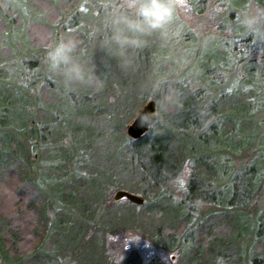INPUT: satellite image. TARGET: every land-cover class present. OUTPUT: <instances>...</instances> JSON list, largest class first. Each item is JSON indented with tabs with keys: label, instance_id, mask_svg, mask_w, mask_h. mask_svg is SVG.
Segmentation results:
<instances>
[{
	"label": "trees",
	"instance_id": "trees-1",
	"mask_svg": "<svg viewBox=\"0 0 264 264\" xmlns=\"http://www.w3.org/2000/svg\"><path fill=\"white\" fill-rule=\"evenodd\" d=\"M207 1L188 0L196 20L171 31L174 42L189 47L205 20L226 15L232 24L250 5L264 7V0ZM132 15L124 0H0V264H143L134 249L120 260L111 251V237L130 230L177 253L175 264H264V139L236 147L263 127L256 111L264 101L255 78L240 71L235 89L220 75L237 63L249 64L250 74L259 62L239 54L242 41L233 37L220 60L203 57L201 72L189 58L173 61L159 32L121 48L113 36L125 25L113 21ZM68 36L83 81L46 62L47 46ZM150 101L156 120L132 138L128 125ZM18 103L33 110L30 121L16 123ZM185 168L190 177L178 195L173 185ZM230 170L237 177L226 181ZM50 177L58 181L55 188L48 181L51 191ZM115 188L145 202L115 201Z\"/></svg>",
	"mask_w": 264,
	"mask_h": 264
},
{
	"label": "rangeland",
	"instance_id": "rangeland-1",
	"mask_svg": "<svg viewBox=\"0 0 264 264\" xmlns=\"http://www.w3.org/2000/svg\"><path fill=\"white\" fill-rule=\"evenodd\" d=\"M207 1V0H206ZM209 4V7H216L211 5L210 1H207ZM213 4V3H212ZM189 5V10L186 12L183 9L178 10L173 22L166 28V30L163 33H160V35L163 38V41L168 45V55L171 57L173 61H176L177 63H180L181 59L189 58L190 60H187V64H191V66L195 69H199L198 71L201 72V69L204 70L206 67L207 62L203 60V57L206 56V54H210L213 56L214 60H220V57H222V50L227 49L225 43L229 44L231 41L230 37H233V41H242V45L240 43L239 46L237 47V52L241 54L242 56L245 57L247 55L250 58H256V61L259 63L256 65V71L250 72L249 74V64L240 65L237 63L235 66L228 67L226 68L225 72H221V78L222 80L227 83V86H233L235 89L237 87H242L243 82H240L239 84V78H240V71L245 74L246 79L252 80L253 78L254 81H257L258 86L257 88L260 91V98L261 102L264 101V61H262V58L264 57V49H262L260 46V43L264 41V7L259 6L258 4H255L251 7V11L248 14H246L244 11L241 12L242 16H237L235 23L229 24L228 21H226L227 17L226 15L220 17L221 19H216L213 22H210L209 20H205L207 22L204 23L205 25L202 27L203 33H199L198 35H195L194 33L190 34V40L193 41V44L190 45L189 47L187 45H181L179 40L173 41V36L170 34L171 31L176 32V33H181L182 29L184 28L183 25L186 24H193L196 19V16L194 15V10L192 9V5L188 2ZM218 7V6H217ZM213 10V9H212ZM194 16V17H193ZM249 17H257L259 19V25L256 26L259 28V38L255 37L251 31L247 28L246 31H241V28L244 26V23L248 20ZM185 22V23H184ZM215 22V23H214ZM214 24V27H212ZM209 26V27H208ZM212 27V28H210ZM207 30V31H206ZM206 31V32H204ZM234 31H241V37L239 39L235 38ZM157 35V34H156ZM155 35V36H156ZM233 35V36H232ZM199 45L201 50V53L198 54L195 52V45ZM241 48V49H240ZM200 57V59H198ZM229 59V58H228ZM262 61V62H260ZM226 63V62H225ZM211 64V63H210ZM208 64V66L210 65ZM234 64L231 62L229 64V61H227L226 65H232ZM217 64L214 63L213 70H215L216 73H219L216 69ZM225 65V66H226ZM218 66V65H217ZM219 69V67H218ZM222 70V69H221ZM243 70V71H242ZM202 81L205 80V85H207L206 79L209 80V77L205 75H201ZM65 85H69L66 83ZM23 97V100L27 101H33L35 99L28 97V95L23 92L21 94ZM72 103V102H71ZM71 103L68 102L63 103V106L67 108V112L70 113L71 111L73 112L74 108H72ZM30 106H23L22 103H18L13 107V111L18 112V120H16V123L21 124V121H19L20 117H25L26 120L32 119L33 117V110L29 109ZM258 107L259 110L256 111L257 116L261 117L264 120V105H259ZM24 109H26V113H24ZM27 109H29L27 111ZM133 120V119H132ZM131 120V121H132ZM130 123V122H129ZM102 126V125H101ZM261 126L263 127H257L254 129L253 133H244L239 141H237V146L236 147H244L245 145H250V146H257L259 142H261L262 139H264V124ZM91 130L93 132H99L100 127L95 126ZM90 132V131H89ZM89 132H85L88 133ZM262 138V139H261ZM261 139V140H259ZM88 140L90 142L97 140V137L93 135L88 136ZM231 147V146H230ZM107 149V148H106ZM106 149H100L101 152L106 151ZM219 150V148L216 146V151ZM254 161V160H253ZM261 162H260V167H261ZM264 171V170H263ZM190 172L188 168H185L182 172L180 179L178 180L179 182L176 185H173L177 188V194L179 195L182 194L184 186L188 178L190 177ZM237 177V173H235V170H230L228 173V176L226 177V181L235 179ZM56 179L54 177L47 178V188L50 190L51 183L48 184L49 182H52L54 188L57 186V182L55 181ZM50 186V187H49ZM244 187V186H242ZM118 190V189H117ZM51 191V190H50ZM116 191V188L111 191V197L114 196V193ZM250 227L256 228L255 221H251ZM153 237H149L146 233H142L140 231H125L122 233H118L114 236L111 237L109 240V243L112 244V252H114L117 256V259H123L127 257L130 254V249H134L135 252H137L141 256V260L143 261V264H149L153 260H157L160 264H175L177 261V253L170 252L165 250L162 245L158 244L157 242L152 239ZM115 245L117 248L115 249ZM248 263V261L246 262Z\"/></svg>",
	"mask_w": 264,
	"mask_h": 264
},
{
	"label": "clouds",
	"instance_id": "clouds-1",
	"mask_svg": "<svg viewBox=\"0 0 264 264\" xmlns=\"http://www.w3.org/2000/svg\"><path fill=\"white\" fill-rule=\"evenodd\" d=\"M124 4L133 15L118 16L113 21L114 24L125 25L124 28L117 27L113 36L121 48L125 45L139 46L141 36L163 33L173 22L178 10L183 9L185 12L189 10L188 0H124ZM242 23L259 38V28L256 27L259 25L257 17H249ZM126 31L134 35H126ZM76 47L77 41L73 37L60 39L47 46L45 59L52 71L62 70L66 79L83 81L85 70L73 58Z\"/></svg>",
	"mask_w": 264,
	"mask_h": 264
},
{
	"label": "water",
	"instance_id": "water-1",
	"mask_svg": "<svg viewBox=\"0 0 264 264\" xmlns=\"http://www.w3.org/2000/svg\"><path fill=\"white\" fill-rule=\"evenodd\" d=\"M154 103L153 101L146 103L145 107L143 106V108L135 114V118L128 125L127 131L132 138H139L141 135L145 134L151 126L150 124L155 122L157 114H155L156 104ZM113 198L115 201L125 198L137 205H142L145 202V199L141 195L125 189H116Z\"/></svg>",
	"mask_w": 264,
	"mask_h": 264
}]
</instances>
